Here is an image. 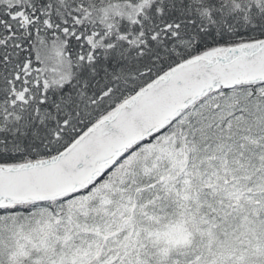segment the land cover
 I'll list each match as a JSON object with an SVG mask.
<instances>
[{"label": "snow or ice", "instance_id": "snow-or-ice-1", "mask_svg": "<svg viewBox=\"0 0 264 264\" xmlns=\"http://www.w3.org/2000/svg\"><path fill=\"white\" fill-rule=\"evenodd\" d=\"M0 264H264V0H0Z\"/></svg>", "mask_w": 264, "mask_h": 264}]
</instances>
